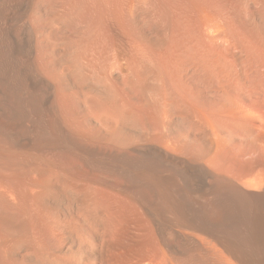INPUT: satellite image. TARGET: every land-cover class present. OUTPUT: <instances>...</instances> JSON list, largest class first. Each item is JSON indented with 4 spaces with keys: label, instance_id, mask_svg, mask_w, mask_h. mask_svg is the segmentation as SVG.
<instances>
[{
    "label": "bare ground",
    "instance_id": "obj_1",
    "mask_svg": "<svg viewBox=\"0 0 264 264\" xmlns=\"http://www.w3.org/2000/svg\"><path fill=\"white\" fill-rule=\"evenodd\" d=\"M0 264H264V0H0Z\"/></svg>",
    "mask_w": 264,
    "mask_h": 264
}]
</instances>
